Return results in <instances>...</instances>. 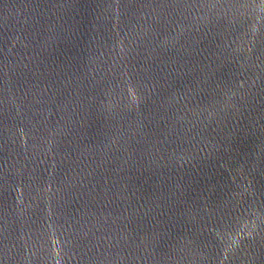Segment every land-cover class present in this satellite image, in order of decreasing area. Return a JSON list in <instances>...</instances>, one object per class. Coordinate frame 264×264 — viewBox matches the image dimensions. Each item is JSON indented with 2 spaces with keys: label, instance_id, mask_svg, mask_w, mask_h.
Masks as SVG:
<instances>
[{
  "label": "water",
  "instance_id": "1",
  "mask_svg": "<svg viewBox=\"0 0 264 264\" xmlns=\"http://www.w3.org/2000/svg\"><path fill=\"white\" fill-rule=\"evenodd\" d=\"M0 264H264V0H0Z\"/></svg>",
  "mask_w": 264,
  "mask_h": 264
}]
</instances>
